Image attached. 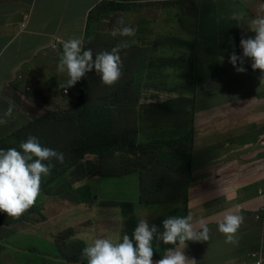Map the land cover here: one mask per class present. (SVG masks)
<instances>
[{
	"label": "clouds",
	"instance_id": "9594fccd",
	"mask_svg": "<svg viewBox=\"0 0 264 264\" xmlns=\"http://www.w3.org/2000/svg\"><path fill=\"white\" fill-rule=\"evenodd\" d=\"M143 1L145 0H77L88 7L81 38L70 37L62 24H55L46 31L41 45H32V49L25 56L17 58L14 68L2 67L4 58H0V109L4 110L0 113V213L13 217L24 213L43 190L41 176L47 178L50 175L53 167L51 162L62 163L64 159L62 152L47 147L50 142L38 139L29 131V125L46 111L58 113L65 110L51 109L48 95L60 100L77 101L79 97L75 99L74 94L79 93L68 89L76 82L79 83V88L85 86L104 97L123 91L130 96L134 94L137 85L153 86L166 101L161 100V97L158 101L150 97L146 102L134 101L132 105L123 100L120 106L122 111L131 114V120L135 107H142L143 116L155 124L157 131L151 133L146 128H136L138 143H160L154 148V161H157L161 157H167L168 149L169 152L172 151L171 143L188 137L194 130V147L192 146L190 153L194 158V173L198 157L212 161L216 178L205 176L195 182V173L191 180V187L195 190L193 194L220 193L217 198L195 206L190 215L168 216L160 225L157 223L158 219L143 218V212L147 209H143L145 205L141 201V195L134 201L123 200L119 204L122 208L121 204L132 202L142 209L139 212L137 209L136 219H139L131 236L123 233L118 241L112 238H95L89 244L83 243L81 257L86 258V264H264V183H259V187L252 193L248 192L241 197L238 195L233 202L237 206L235 211L224 213V207L226 211L229 204H225L226 196L223 197L222 194L233 181L239 180L238 177L264 180V111L261 110L264 101L261 106H254L259 95L264 96V9L256 8L259 0H168L165 4L167 12L164 20L159 18L156 21L153 19L154 11L150 12L154 8H147L145 16L148 20L139 26L138 31L149 37H159L161 42L169 44L170 49L159 52L150 49L142 36L129 37L134 35L135 30L124 22L133 9L131 4ZM26 2L27 10L17 19L22 31L27 29L34 13L48 15L47 11L35 8V0H17L16 7ZM228 4L236 5L237 14L231 20L224 19L225 25L218 17ZM172 12L175 13L173 20L184 27L182 35H178L169 25ZM111 14L118 17L119 23L110 19ZM97 26H102L105 31L102 32ZM9 31V28L0 26V37L5 42L8 41ZM116 35L125 36V39L114 47ZM16 43L13 42L10 46L7 44L1 50L10 49L12 53ZM189 44L196 46L197 58H200L199 49H202L206 58H210L211 54H206L204 48L211 51L210 47L218 44L219 55L215 58L225 71L212 74L209 70L193 81L187 78L191 84L186 79V88H181L183 82L180 84V81L175 82V87H168V80L161 73H166L169 81L179 73L182 78L185 66L180 56L188 49ZM51 54L55 58H50ZM154 55L158 58H152ZM163 61L166 64L160 69L154 67V64ZM199 61L201 67L209 68ZM38 66L46 67L50 76H41L34 81L31 76L38 73V70H34ZM130 72L134 77L132 84L127 83ZM207 79L211 82L212 89L210 93L202 94ZM121 80H124L123 84L117 87ZM111 84L113 88H110ZM247 85L252 87L248 94L244 92ZM34 88H38L41 93H36ZM193 88H200V95ZM185 94L191 95L193 103H189L183 111ZM224 96L225 100L222 99ZM213 97H217L219 101L201 110L202 104ZM230 102L239 103L238 115H242L243 121L247 123L239 128L232 127L222 134H213L212 126L211 129L201 131L206 123L216 124L217 119L214 116L218 105H222L223 110L226 108L235 113L228 108ZM193 105H197L196 113L209 111L210 117H185L186 108L193 109ZM252 110L254 114L247 117V113ZM262 113L263 118L254 124L253 119ZM131 120L122 126L126 129L132 128ZM185 125L191 129L185 130ZM49 130L56 132V127L49 126ZM246 136L252 137L248 150L242 144L233 151L232 145L219 150L213 144L214 139L224 144L226 141ZM185 146L187 149L188 142H185ZM139 158L140 165L147 161V157ZM236 160L239 164L232 168ZM225 162H231L230 174L227 178L217 180L219 170L224 169ZM133 176L137 175L131 173L121 181H132ZM137 178L139 182V177ZM65 179L80 192L72 200L45 195L39 203L40 211L27 215V219L5 224V217H1L0 231H3L0 238V264H64L66 261L57 260V243L70 238L69 244H75L79 242L76 241L78 238L86 236L87 230H84L74 237L71 227L85 223L92 228L93 223L90 221L78 220V211L85 208V205L95 204L97 197L99 200L106 198L100 200L104 210L123 222V230L125 222L129 221L124 208L122 215L114 211L115 202L109 191L100 187L101 180H119L94 173L77 182L75 167L65 175ZM211 182L214 184H210ZM98 188L101 189L100 192L97 191ZM200 197L202 196L198 198ZM92 198L94 203H91ZM251 204L255 205L254 210L249 209ZM204 205L211 211L207 214L205 211L196 212L197 207ZM218 205L219 208L212 209ZM209 213L211 215L208 216ZM193 218L196 221L194 224L191 222ZM216 220L218 231L224 233V236L213 235ZM254 226L261 229L258 247L250 248L253 252L247 256L242 255L246 250L237 256L241 234ZM207 240L212 242L208 245L205 242ZM159 242L174 247L166 248L164 255L161 250L162 257L153 261L154 249L159 247ZM207 246L218 247L216 253H211L210 260L205 259ZM69 251L75 253L77 249ZM66 263L74 264L69 261Z\"/></svg>",
	"mask_w": 264,
	"mask_h": 264
},
{
	"label": "trees",
	"instance_id": "16d2710c",
	"mask_svg": "<svg viewBox=\"0 0 264 264\" xmlns=\"http://www.w3.org/2000/svg\"><path fill=\"white\" fill-rule=\"evenodd\" d=\"M206 11V9H204ZM206 26H204V29ZM218 45V44H217ZM213 46L211 48V57L215 58L216 50H219V46ZM184 68L183 76L181 78L180 73L175 75L172 80L169 81V76L162 72L161 75L165 76L168 82L167 86L175 87L176 81L183 82L181 88H186V79L191 81L195 80L202 73L209 71V68H203L200 65V61L196 60V46L189 44L188 49L180 56ZM146 86L137 85L134 94L128 96V92L123 91L114 93L110 97L99 96L94 93L93 90L87 89L85 86L79 88V83H75L69 87L70 91L79 93V100L72 102L68 108L61 110L58 113L46 111V113L40 115L34 122L29 125V131L33 136L42 141H47V147L60 151L64 155V159L61 164L57 162H51L53 164L52 172L45 178L41 176V182L43 183V190L39 193L36 201L30 206L24 213L18 217L8 216L6 213H0L1 217H5L4 223L16 222L18 219H27V215H32L35 212H39V203L45 195L62 197L64 199L72 200L80 192L73 184L65 179V175L69 173L73 167H75V173L77 175V182L83 181V179L92 176L94 173L100 176H107L115 180L121 181L122 178L128 177L131 173L136 174L139 177V192L141 195V201L145 205L143 209L162 208L164 214L158 218V225L161 221L168 216H186L191 214V210L197 206V200L199 196L208 195L211 197L212 192H199L195 196L193 192L195 190L191 187L192 179L195 176L193 170L194 158L190 156L192 146L194 147L195 132L192 130L188 137L177 139L170 144L172 151L169 149L166 152L167 157H161L159 160L154 161V148L159 146L160 143H138L137 127L146 128L149 133L157 131L155 124H153L146 116H143V108L135 107L134 115L126 113L121 110V104L123 100L128 101L130 105L136 101H141L142 88ZM177 89V88H175ZM211 82L206 80V86L202 94L211 92ZM194 91L200 90V88L194 89ZM36 93H41L38 88H34ZM130 92V91H129ZM190 95H184L183 99V111L185 107L190 103ZM264 101V96L259 95V99L254 106H261ZM48 107V105H46ZM222 105H218L215 108L214 119H217L216 124L212 125L213 134H222L223 132L236 127L237 120L240 123L246 124V121L238 119L239 103L230 102L228 108L235 111L229 112L226 108H222ZM182 113V111H181ZM254 114V111H249L247 117ZM200 118L210 117L209 111H202L196 113ZM261 118L256 116L253 119V123L256 124ZM181 120L183 117H180ZM133 121L132 128L126 129L122 125ZM49 127L55 126L56 132L48 129L47 136L36 133L38 126ZM185 142H188L186 149ZM52 143V144H51ZM52 145V146H51ZM187 153V154H185ZM173 155L175 157H170ZM92 156L93 158H88ZM140 156L147 157V161L141 165ZM140 165V166H139ZM195 168V167H194ZM238 181H233L229 187L222 191L225 195L224 202L229 204V207L224 213L232 210L235 211L237 206L233 204L238 195L244 196L248 192L252 193L254 189L259 187L258 182L250 177L242 179L238 177ZM230 181L232 180L229 177ZM124 183V182H123ZM122 183V184H123ZM130 180H126L125 184H130ZM121 184V185H122ZM216 196V194H215ZM213 199V198H211ZM91 203H94V199H91ZM223 204V205H225ZM124 208L125 214L128 216L129 221L125 222V226L122 230L123 233H128L131 236L132 230L136 225V212L142 210L137 208L135 203L121 204ZM78 220L89 221L86 217L85 208L78 211ZM120 220V219H119ZM121 221V220H120ZM88 224H76L71 227L74 233V237L79 231H86L84 238H78V243H71L70 238H65L60 243H57L58 253L56 255L58 261H66L74 264H86V258L81 257V246L83 243L89 244L90 241L95 238H112L114 241H118L122 236H110L107 233H101L99 235V227L92 225L90 229ZM1 230V234H2ZM75 241V242H76ZM194 242V241H193ZM84 245V246H85ZM168 247H174V245H166L163 242H159V247L154 249L153 261L158 260L161 250L163 255L165 249ZM70 249H77V252L71 253ZM205 250L211 253H216L218 247L211 250L210 246H207Z\"/></svg>",
	"mask_w": 264,
	"mask_h": 264
},
{
	"label": "rangeland",
	"instance_id": "374dc122",
	"mask_svg": "<svg viewBox=\"0 0 264 264\" xmlns=\"http://www.w3.org/2000/svg\"><path fill=\"white\" fill-rule=\"evenodd\" d=\"M168 0H145L143 2H135L133 4H131V6L133 7V9L129 12V14L127 15V17L125 18L124 22L126 23V26L132 27L135 30V33L133 36H129V37H136V36H142V38L145 40V42L147 44H149V46L151 47L150 49H153L154 51H159V52H165L168 49H170V46L167 42H161L162 39L156 36L153 37H149L147 35H145L144 33H141L140 31H138L139 26L143 23L146 22L148 20V17L145 16V10H147V8H154L151 9V11H154V16L153 19H155L156 21H158L159 18H161L162 20H164V17L166 15V2ZM262 5H264V0H259L256 3V8L258 10H262L264 9V7H262ZM6 7H8V5L6 3L3 2V0H0V12L5 9ZM51 8H54L57 10V5L52 4ZM237 14V7L234 4H228L227 8L221 12L219 14V19H222V23H225V21H223L224 19H228L231 20L234 15ZM171 17L172 19H170L169 21V25L170 27L173 28L174 31L177 32L178 35H182L184 33V27L181 23L176 22L175 20H173V18H175V13L172 12L171 13ZM110 19H112L113 21H115L116 23H119L118 21V17L116 15H110ZM187 20H190L189 18ZM229 25H227L228 27ZM102 32L105 31V29L102 28V26H97ZM119 29V28H117ZM108 31H111V29H107ZM106 30V31H107ZM125 39V36H121V35H116L115 36V40H114V47L118 44H120L121 42H123ZM206 54H212V52L208 49L204 50ZM215 55H219V50H216ZM199 57L200 58H196V60H201V64H206L209 67L210 72L213 74L216 73H221L223 71H225V69L222 68L221 63L217 60L216 58H206L204 56V52H202V49H199ZM50 58H55L54 54L50 55ZM152 58H158L156 55H154ZM224 58V57H223ZM166 64V61L163 62H158L156 64H154V67L156 69H160L161 67H163ZM34 70H38V73H36V75L31 76V78H33V80L35 81L37 78H40L41 76L44 77H49L50 76V71L46 68V67H42V66H38L36 68H34ZM208 74V73H206ZM134 81V77L132 76L131 72L128 75L127 78V83L132 84ZM124 80H121L119 85L117 87H120L123 84ZM187 82L189 84L190 81L189 79H187ZM260 85H262V83H260ZM243 86V85H241ZM113 84L110 85V88H113ZM243 88H245V86H243ZM252 89V87H250L249 85H247V90L244 91L246 94H248V91ZM130 91V89H129ZM230 91V90H229ZM228 91V92H229ZM201 90L197 91V94L200 95ZM227 92V93H228ZM237 93H242V92H237ZM48 95V94H46ZM191 96V95H190ZM79 95L78 94H74V98L78 99ZM150 97H152L153 100L158 101L160 100L159 98L161 97L163 101H166L167 99L165 97H162L153 86H146L144 88H142V96H141V101L146 102ZM48 98L50 100L49 105L51 109L54 108H58V109H66L69 107V105L73 102L72 100H60L59 98L55 97V96H51L48 95ZM225 96L222 97L223 100H225ZM43 101H47L46 99H42ZM219 101V99L217 97H213L207 101H205L202 106H201V110H205L209 104ZM189 102L192 104L193 103V98H191L189 100ZM197 109V105H193V109H189V107L186 108V113H185V117L189 118L192 117L193 115L196 114V110ZM262 111H264V106L261 109ZM4 110L0 109V113H2ZM185 130H190L191 127L188 125H185L183 127ZM48 129L49 127L45 126V127H41L38 126L36 128V133L47 136L48 133ZM252 143V137L251 136H246V138H235L233 140H229L226 141V143L222 144V143H218L216 139H214L213 144L215 146V148L219 149V150H223L225 149L227 146L232 145V151L236 149V147L240 144L242 145H246V146H242L245 147L246 150L249 149L250 145ZM58 164H61V162H57ZM239 161L236 160L232 166V168H234L235 166H238ZM231 162H225L224 164V169L219 170V177H217L219 179H224L227 178L230 174V166ZM214 164L212 163L211 160H202L199 159L198 157L196 158V163H195V173H196V181L198 182L200 181L203 177H208L210 179L212 178H216V175L214 174ZM131 183L130 184H125L124 181H105V180H101L100 182V187L102 189H106L107 191H109L110 197L111 199L115 202V204L113 205V210L118 212L119 214H124L123 208L119 205L120 203L123 202V200H131L134 201L136 198H140V192H139V182H138V178L137 176H133L131 179ZM124 182V183H123ZM123 183V184H122ZM122 184V185H121ZM210 184H214V182H211ZM202 186V185H200ZM130 191L127 192V191ZM98 192L101 191L100 188H98L97 190ZM97 202L95 204L92 205H85V212H86V217L87 220H89L91 223H93V226L95 228V225L99 227L98 229V233L99 235L101 233H107L110 236H120L122 234V225L123 222H121L118 218L111 216L109 213H107L102 205V202H100V200H105L106 198H99L97 197ZM220 206H216L215 208H212L213 210H216L217 208H219ZM205 211L206 214L208 212H210V208L208 206H199L196 208V212H203ZM164 214V211L162 210V208H159L158 210H145L143 212V218H148V219H158L159 217H161ZM211 215V213L208 214V216ZM193 224L196 222L195 219L193 218L191 221ZM86 233V232H85ZM213 235L221 237L224 236V233H221L220 231H218V220H216V224L213 228ZM2 237V234L0 232V238ZM208 245L212 242V241H205ZM245 244V240H243V242L240 244V247L243 246ZM239 245V244H238ZM214 249V246L211 248V250ZM253 252V249H248L246 250L242 255L247 256L248 254H251ZM212 258L211 256V252L208 251L207 255L205 257L206 260H210ZM64 264H68V263H64ZM209 264V263H206ZM215 264H219V263H215Z\"/></svg>",
	"mask_w": 264,
	"mask_h": 264
},
{
	"label": "crops",
	"instance_id": "0c3cea01",
	"mask_svg": "<svg viewBox=\"0 0 264 264\" xmlns=\"http://www.w3.org/2000/svg\"><path fill=\"white\" fill-rule=\"evenodd\" d=\"M17 0H3L8 5L0 12V26L9 28L8 41L0 37V50L7 44L10 46L13 42H17L13 47V52L10 49H3L0 52V58H4L1 63L2 67L14 68L17 63V58L25 56L28 50H31L32 45H41L45 39L46 31L55 24H62L63 29L69 33L70 37H82L85 26L86 14L88 7L81 5L77 0H35V8L37 10H45L48 15L34 13L27 26V29L22 31L17 23L18 16L27 10V2L16 7ZM57 5V10L51 8V5ZM243 120L242 115H238V119ZM214 123L209 122L204 124L201 131L211 129ZM243 123L237 120L236 127H241ZM243 176L242 179H246ZM259 183H264V180H255ZM220 192L211 193L198 198L197 205L204 203L211 198H217ZM216 194V196H215ZM225 195H223L224 197ZM250 210L255 209V205H250ZM261 236L259 226L251 227L245 230L240 236L239 245H237L236 255L244 252L252 247H258ZM245 240V244L240 247V244Z\"/></svg>",
	"mask_w": 264,
	"mask_h": 264
}]
</instances>
